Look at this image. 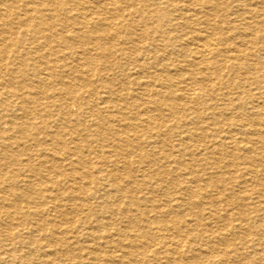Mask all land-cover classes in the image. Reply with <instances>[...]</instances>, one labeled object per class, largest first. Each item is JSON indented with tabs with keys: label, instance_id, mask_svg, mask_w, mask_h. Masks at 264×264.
<instances>
[{
	"label": "bare ground",
	"instance_id": "1",
	"mask_svg": "<svg viewBox=\"0 0 264 264\" xmlns=\"http://www.w3.org/2000/svg\"><path fill=\"white\" fill-rule=\"evenodd\" d=\"M228 1L241 10L228 14L225 0H0L9 263L31 264L18 256L31 247L71 256L74 241L89 264H227L260 246L236 227L212 230L205 221L221 217L194 200L234 199L240 221L246 208L264 214V199L226 193L249 173L264 186V0ZM218 154L231 160L220 166Z\"/></svg>",
	"mask_w": 264,
	"mask_h": 264
},
{
	"label": "rangeland",
	"instance_id": "2",
	"mask_svg": "<svg viewBox=\"0 0 264 264\" xmlns=\"http://www.w3.org/2000/svg\"><path fill=\"white\" fill-rule=\"evenodd\" d=\"M225 2H228V4H227V10H228V14L230 13H232L233 15H234V13H235V11L237 10V12H239L240 10H241V8L239 7V6H237L236 5V3L235 2H232V3H229V1L228 0H225ZM234 8V9H233ZM242 9H246V8H242ZM259 10H260V8H258ZM232 11V12H231ZM232 17H234V16H232ZM262 19L264 20V16L262 17ZM255 20H257V19H255ZM256 46H258V45H256ZM113 63H116L117 62V59L116 58H114L113 60ZM224 72H227L225 69H224V71H223V73ZM249 75V74H248ZM251 76V75H250ZM239 80V79H238ZM225 91V90H224ZM230 91V90H229ZM229 91H227L228 93H230ZM226 92V91H225ZM261 94H262V97H263V102H264V89L263 90H261ZM231 95V94H230ZM217 98V100H214L213 102L214 103H216V104H218V106H220L219 108H220V112L221 113H224V115H226L227 116V114H228V112H229V110L228 109H225V107L224 106H222L221 105V103H222V100H223V96H218V97H216ZM218 102V103H217ZM71 109H72V111H74L75 110V107L74 106H71ZM192 111V110H191ZM187 113V115L189 116V115H191V116H189V117H192V115H193V111L192 112H190V111H187L186 112ZM236 120H237V118H236ZM256 128H258V129H261V130H263V128H260V127H256ZM216 157V158H215ZM218 157V158H217ZM213 159H219V165L221 166L223 163H225V162H227L228 160H231V158L230 159H228V157L227 156H223V155H221V154H218V155H215V156H213L212 157ZM18 159H20V158H18ZM187 159V161H186V163H189V164H191L192 165V167H193V169L194 170H198L199 168H201V167H204V162L203 161H200V162H197V163H195L194 162V160L191 162V159L190 158H186ZM190 161H189V160ZM213 159H207V163L209 162V161H211V160H213ZM223 159V160H222ZM204 163V164H203ZM201 164V165H200ZM200 166V167H199ZM223 166V165H222ZM16 168L18 167L17 166V164H16V166H15ZM197 168V169H196ZM211 169H207L206 168V173L208 174H211V172H212V170L210 171ZM259 170V173H257L258 174V176H259V178L261 177V174H264V168L262 167V168H259L258 169ZM210 171V172H209ZM262 173H261V172ZM199 174H202L201 172L199 173ZM250 174V173H249ZM249 174L248 175H246V176H244V179L241 181V180H236L235 179V181H230V182H228V183H231V185H229V188H230V191L229 190H227L226 191V193H229V195L231 194H236L237 196H240V197H243L244 199H245V203H246V205H251L252 203H255V202H257V201H259L260 203L261 202H263V199L264 198H261L260 197V199H259V195H257L256 196V198L254 197V196H251V197H253V198H255V199H246L253 191H255V190H258V192H262V194H264V186L263 185H259L258 184V181H257V179L256 178H254V175H252V174H250V177H249ZM248 176V177H247ZM21 178H23V176H20V180H21ZM228 178V177H227ZM248 178V179H247ZM254 180H253V179ZM246 180V181H245ZM245 181V182H244ZM249 181V182H248ZM234 182V183H233ZM238 183H241V186H240V184H238ZM252 183V184H251ZM63 184V182L61 181V184L60 185H62ZM234 185V186H233ZM233 186V187H232ZM236 186V187H235ZM237 187H238V191H237ZM256 187V188H255ZM45 188V187H44ZM49 188H51L50 187V185H47L46 186V189H49ZM241 189V190H240ZM243 189V190H242ZM253 189H255V190H253ZM236 190V191H235ZM142 192H146L145 190L144 191H142ZM47 193V192H46ZM225 193V192H224ZM141 194V193H140ZM241 194V195H240ZM137 195V194H136ZM137 196H140L139 194L137 195ZM221 197H220V195H219V197L217 198V197H214L213 195H210V194H208V196L207 197H205V198H200V197H198V198H195L194 200H201L202 202H204V203H210V205H212L211 206V208L213 209V210H215V213H216V215H217V218H219V217H221V219L220 220H218L217 221V223H215L214 221H209V220H206L205 221V223L208 225V227H210L212 230L214 229V228H216V226H217V228H219V229H224L225 228V230L227 229V230H231L232 228H235L236 227V229H235V231L237 232V233H239V234H246V232H247V236L245 237L246 238V240H248L249 241V243L250 242H252V240H253V242H255L256 240V242L255 243H257V244H260V246H257L256 247V250H253L252 248H250V246L251 245H243V247H242V250H240L239 252H240V256L242 255H244V259L242 258V256L240 257V259H238L237 261H236V259H230L228 262H227V264H247V259L249 258V257H251V256H249V254H253V253H261V254H264V230H262V229H264V214H259V213H253V211H252V209H251V207L250 208H246L244 211H243V213H244V215L246 216V219L245 220H241L240 221V219H241V216H240V214H239V210H238V208H236L235 207V209H231L229 206H228V203H229V201H232V200H234V199H227L226 198V200H224L223 198V202H221V199H220ZM213 199V200H212ZM217 199V200H216ZM262 199V200H261ZM215 200V201H214ZM219 201V202H218ZM216 204H215V203ZM220 204V205H219ZM224 204V206H222ZM262 204V203H261ZM227 205V206H226ZM219 206V207H218ZM223 208H222V207ZM214 207V208H213ZM216 207V208H215ZM228 209V210H227ZM193 210V211H192ZM192 210H191V213L192 214H196V212H197V209H195V208H192ZM219 210V211H218ZM222 210V211H221ZM227 210V211H226ZM249 211V212H248ZM226 212H228L229 213V215H230V219H224V218H222L223 217V214L225 215V213ZM220 213V214H219ZM258 215V216H257ZM256 216H257V218H256ZM185 219H188V217H185ZM253 219V220H252ZM232 220V221H231ZM209 222V223H208ZM225 222V223H224ZM258 222V223H257ZM228 223V224H227ZM246 224L245 225V227H244V224ZM251 223V224H250ZM223 224V225H222ZM226 224V225H225ZM243 224V225H242ZM257 224V225H256ZM71 226V225H70ZM244 227V228H243ZM259 230V231H258ZM72 235H75V234H72ZM259 241V242H258ZM76 243V244H75ZM239 243V242H238ZM73 245V246H72ZM86 245H84L83 244V242L82 243H80V241H79V243L77 242V241H74V243H71V244H68V246H67V250H68V252H71V256H67V255H60V258L58 257V260H54V259H52L51 257H48V259H50L49 261H52L53 263L52 264H89V263H91L92 262V259H90V258H93V256L92 257H89L88 255H87V251H86V247H85ZM58 248H62V249H64L63 247H58ZM73 248V249H72ZM260 248H262V249H260ZM28 248H23L22 249V251L21 252H19V253H21V255H18L19 257H23V256H26V258H28L29 260H30V263L31 264H43L46 260H48V259H46L47 257H45V256H43V253H41V252H39V251H35V250H32L33 248L31 247V249H29V250H27ZM72 249V250H71ZM263 250V251H260V250ZM63 251H65V249L63 250ZM76 251V252H75ZM18 253V254H19ZM24 253V254H23ZM23 254V255H22ZM26 254V255H25ZM32 254V255H31ZM246 254V255H245ZM74 255V256H73ZM12 256H14V255H12ZM35 256V257H34ZM39 256V257H38ZM88 256V257H87ZM100 256H102V257H104V255H102V254H100ZM246 256V257H245ZM38 257V258H37ZM64 257V258H63ZM69 257H70V259H69ZM82 257V258H81ZM248 257V258H247ZM11 258V256L8 254H1L0 255V264H18L19 262H18V260H17V262L16 263H9V261H8V259H10ZM78 258V259H77ZM81 258V259H80ZM88 258V259H87ZM245 258H246V260H245ZM23 259V258H22ZM79 259H80V261H79ZM69 260V261H68ZM72 260V261H71ZM64 261V262H63ZM88 261H90V262H88ZM235 261V262H234ZM58 262V263H57ZM63 262V263H62ZM240 262V263H239ZM99 263H101L102 264V262H99ZM19 264H22L21 262L19 263ZM261 264H264V263H261Z\"/></svg>",
	"mask_w": 264,
	"mask_h": 264
}]
</instances>
